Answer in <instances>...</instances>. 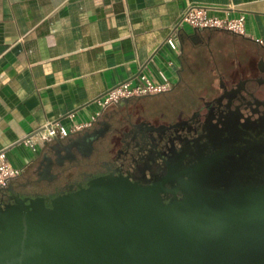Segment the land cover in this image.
<instances>
[{"label":"flooded vegetation","instance_id":"obj_1","mask_svg":"<svg viewBox=\"0 0 264 264\" xmlns=\"http://www.w3.org/2000/svg\"><path fill=\"white\" fill-rule=\"evenodd\" d=\"M212 35L192 43L189 63H208L198 89L182 73L167 91L122 100L100 111L90 127L55 138L42 150L34 177L21 172L0 189V214L35 200L52 210L54 201L79 200L104 179L154 187L165 203L186 193L226 199L264 192V45L224 34L230 48L220 42L216 55ZM182 84L185 96H175ZM35 222L30 214L22 218L17 249H0V264L12 251L11 264L30 262L23 234Z\"/></svg>","mask_w":264,"mask_h":264},{"label":"crops","instance_id":"obj_2","mask_svg":"<svg viewBox=\"0 0 264 264\" xmlns=\"http://www.w3.org/2000/svg\"><path fill=\"white\" fill-rule=\"evenodd\" d=\"M193 5L245 14L247 37L200 31L213 32L218 52L220 42L230 48L224 34L254 45L253 38H264V0H0V151L34 177L49 142L35 137L34 149L26 139L48 121L88 122L100 111L95 100L136 81L142 68L156 82L163 72L175 83L194 59L192 33L184 28L180 52L164 41Z\"/></svg>","mask_w":264,"mask_h":264},{"label":"water","instance_id":"obj_3","mask_svg":"<svg viewBox=\"0 0 264 264\" xmlns=\"http://www.w3.org/2000/svg\"><path fill=\"white\" fill-rule=\"evenodd\" d=\"M39 202L0 214L2 251L17 249L22 218L36 219L23 234L30 262L22 264H264V192L165 203L154 187L104 179L52 210Z\"/></svg>","mask_w":264,"mask_h":264},{"label":"built area","instance_id":"obj_4","mask_svg":"<svg viewBox=\"0 0 264 264\" xmlns=\"http://www.w3.org/2000/svg\"><path fill=\"white\" fill-rule=\"evenodd\" d=\"M213 9L206 5H193L188 7L179 20L172 26L170 34L164 41V44L168 45L170 49L175 52H180L182 45V32L184 28L190 26L196 30L205 29H221L230 33L246 36V16L240 14L236 17L228 15L220 16L213 13ZM253 40L263 46L264 38H253ZM163 78L162 82H156L152 79L147 72H143V68L136 76V81L127 80L120 84L110 88L95 101L100 107V111L107 109L112 105L120 103L125 98H132L150 94H158L167 91L172 83L168 80L163 72H160ZM99 111V112H100ZM92 115L90 120L85 123H76L72 126L64 124L61 120L48 121L44 126L37 130L32 136L26 139V142L35 149L36 141L42 140L45 142H51L57 137L64 138L67 135L82 130L86 127H90V124L99 114ZM22 170L13 166L6 154L5 150L0 151V189L5 188L15 177L21 174Z\"/></svg>","mask_w":264,"mask_h":264},{"label":"rangeland","instance_id":"obj_5","mask_svg":"<svg viewBox=\"0 0 264 264\" xmlns=\"http://www.w3.org/2000/svg\"><path fill=\"white\" fill-rule=\"evenodd\" d=\"M187 29L192 33L193 31H194V28H192V27H190V26H187ZM211 50H213V51H215V54L217 55V54H219V53H217L218 52V50L216 49L215 50V46L213 47V46H211ZM189 51H190V49H188V53H189ZM206 51H208V49H206ZM194 63H190V64H188V62H187V60H186V62H185V65H186V69H185V71L183 72V75L185 76V77H190V74H191V78H192V80L194 81L193 83L195 84V85H193L194 86V88L195 89H198L199 88V85H200V80L204 77L203 75L204 74H206V67H207V65H208V63H206V62H202V60H201V62L200 63H198L199 65H198V67H197V65H193ZM193 68H195V69H193ZM199 68V69H198ZM196 70V73H195V76L197 77V78H193V76H192V72H193V70ZM203 76V77H202ZM199 81V82H198ZM204 81V80H203ZM183 87H184V84H182V86L174 93V95L175 96H180V95H183V96H185V94H184V91L186 90V89H183ZM196 94H197V92H195ZM196 94L195 95H193L194 97H197L196 96ZM173 95V94H172ZM148 103H151V98L150 97H148L147 98V100H146Z\"/></svg>","mask_w":264,"mask_h":264},{"label":"trees","instance_id":"obj_6","mask_svg":"<svg viewBox=\"0 0 264 264\" xmlns=\"http://www.w3.org/2000/svg\"><path fill=\"white\" fill-rule=\"evenodd\" d=\"M201 32L200 30H196L194 29V31L192 32V34L190 35L191 40L193 41L195 38H197L198 36H200ZM184 38V37H183Z\"/></svg>","mask_w":264,"mask_h":264}]
</instances>
